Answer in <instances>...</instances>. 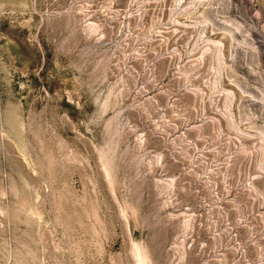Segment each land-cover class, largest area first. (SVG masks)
I'll use <instances>...</instances> for the list:
<instances>
[{
    "label": "rangeland",
    "instance_id": "1",
    "mask_svg": "<svg viewBox=\"0 0 264 264\" xmlns=\"http://www.w3.org/2000/svg\"><path fill=\"white\" fill-rule=\"evenodd\" d=\"M0 264H264V0H0Z\"/></svg>",
    "mask_w": 264,
    "mask_h": 264
}]
</instances>
